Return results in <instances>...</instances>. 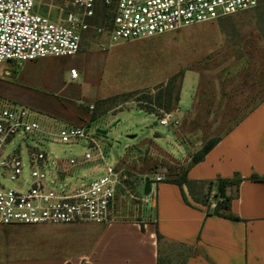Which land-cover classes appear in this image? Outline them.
<instances>
[{
    "label": "rangeland",
    "instance_id": "obj_1",
    "mask_svg": "<svg viewBox=\"0 0 264 264\" xmlns=\"http://www.w3.org/2000/svg\"><path fill=\"white\" fill-rule=\"evenodd\" d=\"M64 0H36L40 14L62 15ZM257 11L249 10L222 20L135 41L109 45L93 31L83 37L74 56L27 62L20 67L0 64V103L32 109L39 119L60 125L91 128L108 161L118 162L124 176L111 208L115 220L139 221L143 210L152 211L142 198L143 180L155 174L173 179L184 172L192 157L209 141L222 137L242 122L264 99V28ZM95 25H102L97 18ZM77 71L72 79L70 70ZM180 73L179 103L171 111L174 124L139 108L136 97L123 101L121 94L138 96ZM32 140L15 139L7 151L19 149L25 158ZM39 149L52 158L81 160L87 144L43 142ZM26 177L29 172L26 171ZM87 183L96 178L94 164L70 168V180ZM53 185V184H51ZM8 188H14L6 182ZM211 211L221 203L205 186L193 190ZM213 204V205H212ZM0 226V260L45 253L19 229ZM11 227V226H9ZM14 232V233H13ZM181 248L162 246L161 264H179Z\"/></svg>",
    "mask_w": 264,
    "mask_h": 264
},
{
    "label": "built area",
    "instance_id": "obj_2",
    "mask_svg": "<svg viewBox=\"0 0 264 264\" xmlns=\"http://www.w3.org/2000/svg\"><path fill=\"white\" fill-rule=\"evenodd\" d=\"M260 0H64L57 18L40 14L36 0H0V64L20 67L27 62L76 55L83 37L93 31L109 45L154 38L201 23L222 20L254 10ZM99 12L107 16L95 25ZM72 79L78 74L70 70ZM158 123L174 124L173 114L158 111ZM32 109L0 103V226L107 224L124 176L118 162L108 161L91 128L60 125L39 119ZM32 140L26 157L19 149L7 151L13 140ZM80 145L87 151L81 160L52 158L37 145L43 142ZM94 164L96 178L70 180V168ZM26 171L29 172L26 177ZM165 175L151 177V192L142 198L154 200V184ZM6 182L15 185L8 188ZM144 183V180H143ZM53 184V185H51Z\"/></svg>",
    "mask_w": 264,
    "mask_h": 264
},
{
    "label": "crops",
    "instance_id": "obj_3",
    "mask_svg": "<svg viewBox=\"0 0 264 264\" xmlns=\"http://www.w3.org/2000/svg\"><path fill=\"white\" fill-rule=\"evenodd\" d=\"M236 174L243 181L231 212L239 220L207 215L184 186L194 206L187 205L181 188L163 181L154 184L152 211L143 210L139 221L4 227L19 229L46 251L1 259L0 264H161L164 244L181 248L176 253L179 264H264V183L250 179H264V101L187 170L193 181ZM216 192L214 187L211 194L218 201Z\"/></svg>",
    "mask_w": 264,
    "mask_h": 264
},
{
    "label": "trees",
    "instance_id": "obj_4",
    "mask_svg": "<svg viewBox=\"0 0 264 264\" xmlns=\"http://www.w3.org/2000/svg\"><path fill=\"white\" fill-rule=\"evenodd\" d=\"M254 10L257 11V15H258L257 21L264 28V0H260L259 6ZM106 17H108L106 12H99L97 16V18L102 19L103 23ZM179 77H180V73L173 75L166 82L160 83L159 85L155 86L152 90V93L146 91L141 96H138L139 94L138 91H131L121 94L120 97L123 99V101H127L131 98L136 97L137 98L136 102L139 103L140 109L144 110L147 113L154 114L156 116L159 115L158 114L159 110H161L162 112L169 113L179 103V94H180V86L178 83ZM262 101H264V99ZM220 139L221 137H216L211 141H209L197 154H195L192 157L190 166L203 161L206 154L220 141ZM188 168L184 172L180 174H176L173 179H168V177L165 176L166 177L165 181L178 185L182 191H183V187L186 186L192 200L197 204H202V203L195 197V194L193 192V190L196 187L205 186L208 188L209 193H211L212 189L216 187L217 189L216 194L220 198L221 203L217 204L212 211L207 206L204 205L207 210V215H215L231 220H239V218L234 216L231 212V202L233 199H235L238 196V189L241 182L243 181V178H241L238 174H236L232 179L217 178L216 180L193 181V180H189L187 177ZM250 179L253 181H259L264 183V179L258 177L257 175H252ZM183 198L187 205L194 206L188 200L184 191H183ZM157 238L158 240L162 239L160 234L157 235ZM198 254H199L198 250H195L194 255H198Z\"/></svg>",
    "mask_w": 264,
    "mask_h": 264
},
{
    "label": "water",
    "instance_id": "obj_5",
    "mask_svg": "<svg viewBox=\"0 0 264 264\" xmlns=\"http://www.w3.org/2000/svg\"><path fill=\"white\" fill-rule=\"evenodd\" d=\"M97 133H100V134H103L105 135L106 132L105 131H102V130H97ZM151 185H152V182H151V178L150 177H145L144 178V183H143V194L145 196L149 195L150 192H151Z\"/></svg>",
    "mask_w": 264,
    "mask_h": 264
}]
</instances>
